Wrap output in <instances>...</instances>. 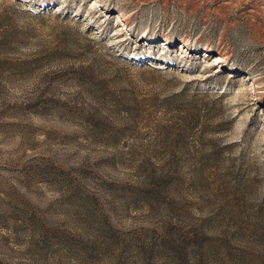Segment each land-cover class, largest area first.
<instances>
[{"label":"rangeland","instance_id":"374dc122","mask_svg":"<svg viewBox=\"0 0 264 264\" xmlns=\"http://www.w3.org/2000/svg\"><path fill=\"white\" fill-rule=\"evenodd\" d=\"M0 264H264V0H0Z\"/></svg>","mask_w":264,"mask_h":264}]
</instances>
